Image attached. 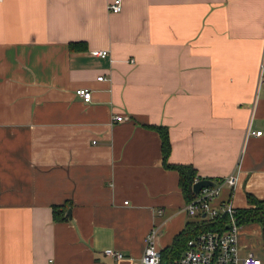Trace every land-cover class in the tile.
<instances>
[{"label": "crops", "instance_id": "0c3cea01", "mask_svg": "<svg viewBox=\"0 0 264 264\" xmlns=\"http://www.w3.org/2000/svg\"><path fill=\"white\" fill-rule=\"evenodd\" d=\"M112 1H0V264H131L197 224L145 125L170 163L236 177L218 200L264 199V0ZM238 247L264 264V227Z\"/></svg>", "mask_w": 264, "mask_h": 264}, {"label": "built area", "instance_id": "2783aa9c", "mask_svg": "<svg viewBox=\"0 0 264 264\" xmlns=\"http://www.w3.org/2000/svg\"><path fill=\"white\" fill-rule=\"evenodd\" d=\"M1 1V0H0ZM110 14H119L122 10V0H113L106 6ZM90 55L97 58L108 57L106 50H92ZM103 77L97 78L101 81ZM264 79V76H262ZM76 96L83 102H91V93L87 89H77ZM116 122L126 121L123 116L114 117ZM250 135L260 136L261 132H250ZM194 181V183H196ZM215 187H206L192 194V199L184 206L189 218H194L198 225L208 221L222 222L226 220L225 231L207 230L198 233L187 242V247L178 264H261V261L248 253L241 256L238 247L240 225L236 217L237 209L228 200H218L224 187L233 188L236 177L232 174L222 180L214 181ZM158 229L152 228L145 237L144 250L140 259L131 264H162L160 251L156 248ZM105 256L122 260L123 254L114 250H106Z\"/></svg>", "mask_w": 264, "mask_h": 264}, {"label": "trees", "instance_id": "16d2710c", "mask_svg": "<svg viewBox=\"0 0 264 264\" xmlns=\"http://www.w3.org/2000/svg\"><path fill=\"white\" fill-rule=\"evenodd\" d=\"M143 127L155 132L159 136L163 167L166 170H174L178 173L180 190L186 202H189L192 199V186L194 181H199L203 178L197 176L196 170L191 165H176L169 162L171 144L168 129L165 126L145 125ZM246 199L249 207L246 209H237L236 217L238 224L242 226L245 224L257 223L264 227V199H256L250 195H247ZM52 219L54 222L66 221L65 206H53ZM225 224L226 220H223L222 222L208 221L203 222L200 225L195 222L188 223L186 228L176 235L171 247L160 252L161 262L163 264H178L186 250L187 242L189 240L202 231H225Z\"/></svg>", "mask_w": 264, "mask_h": 264}, {"label": "water", "instance_id": "95a60500", "mask_svg": "<svg viewBox=\"0 0 264 264\" xmlns=\"http://www.w3.org/2000/svg\"><path fill=\"white\" fill-rule=\"evenodd\" d=\"M216 183L210 179H201L193 184L192 186V192L198 193L200 190L206 187H215ZM66 215L70 216V209L67 210Z\"/></svg>", "mask_w": 264, "mask_h": 264}]
</instances>
